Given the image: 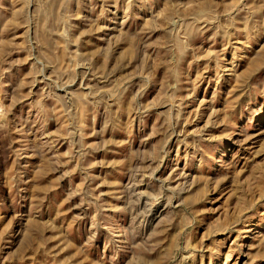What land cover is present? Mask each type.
Listing matches in <instances>:
<instances>
[{"label": "rangeland", "instance_id": "374dc122", "mask_svg": "<svg viewBox=\"0 0 264 264\" xmlns=\"http://www.w3.org/2000/svg\"><path fill=\"white\" fill-rule=\"evenodd\" d=\"M0 264H264V0H0Z\"/></svg>", "mask_w": 264, "mask_h": 264}, {"label": "bare ground", "instance_id": "6f19581e", "mask_svg": "<svg viewBox=\"0 0 264 264\" xmlns=\"http://www.w3.org/2000/svg\"><path fill=\"white\" fill-rule=\"evenodd\" d=\"M1 115V114H0Z\"/></svg>", "mask_w": 264, "mask_h": 264}]
</instances>
